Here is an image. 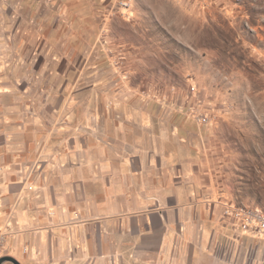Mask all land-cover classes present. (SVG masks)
<instances>
[{
	"label": "crops",
	"instance_id": "obj_1",
	"mask_svg": "<svg viewBox=\"0 0 264 264\" xmlns=\"http://www.w3.org/2000/svg\"><path fill=\"white\" fill-rule=\"evenodd\" d=\"M113 4L0 0V232L18 264H194L224 246L196 121L125 93L102 52Z\"/></svg>",
	"mask_w": 264,
	"mask_h": 264
},
{
	"label": "rangeland",
	"instance_id": "obj_2",
	"mask_svg": "<svg viewBox=\"0 0 264 264\" xmlns=\"http://www.w3.org/2000/svg\"><path fill=\"white\" fill-rule=\"evenodd\" d=\"M112 1L118 20L99 40L125 93L192 117L216 197L264 211V0ZM222 218L224 246L194 251V264H264V235L229 246Z\"/></svg>",
	"mask_w": 264,
	"mask_h": 264
},
{
	"label": "built area",
	"instance_id": "obj_3",
	"mask_svg": "<svg viewBox=\"0 0 264 264\" xmlns=\"http://www.w3.org/2000/svg\"><path fill=\"white\" fill-rule=\"evenodd\" d=\"M117 4L122 9H128L127 3ZM195 118L201 124L208 123V117L205 114H198ZM222 216L234 236L264 235V211L262 209L242 204H226ZM4 242L5 236L0 232V258H2Z\"/></svg>",
	"mask_w": 264,
	"mask_h": 264
},
{
	"label": "water",
	"instance_id": "obj_4",
	"mask_svg": "<svg viewBox=\"0 0 264 264\" xmlns=\"http://www.w3.org/2000/svg\"><path fill=\"white\" fill-rule=\"evenodd\" d=\"M6 262H9L11 264H18L15 260L8 258V257H2L0 258V264H4Z\"/></svg>",
	"mask_w": 264,
	"mask_h": 264
}]
</instances>
